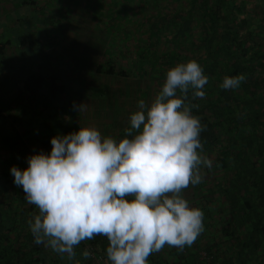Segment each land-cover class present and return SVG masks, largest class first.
Returning a JSON list of instances; mask_svg holds the SVG:
<instances>
[{
    "label": "trees",
    "instance_id": "trees-1",
    "mask_svg": "<svg viewBox=\"0 0 264 264\" xmlns=\"http://www.w3.org/2000/svg\"><path fill=\"white\" fill-rule=\"evenodd\" d=\"M6 3L38 16L14 38L0 32V87L22 73L14 98L0 99V264H93L99 257L110 264L103 235L81 241L71 259L35 244L28 221L38 208L10 173L31 153L48 152L51 136L86 122L75 114L83 97L69 96L64 69L77 76L76 94L88 95L87 86L102 97L94 106L116 101L105 107L114 129L104 133L118 140L137 101L150 103L166 71L188 60L208 76L205 97L193 100L189 90L185 102L195 105L201 154L213 166H201L202 182L182 195L203 211L204 230L182 250L165 245L148 264H264V0H0L9 28L23 17L19 10L7 19ZM238 74L245 77L238 88L220 87ZM85 249L94 257H83Z\"/></svg>",
    "mask_w": 264,
    "mask_h": 264
},
{
    "label": "clouds",
    "instance_id": "clouds-1",
    "mask_svg": "<svg viewBox=\"0 0 264 264\" xmlns=\"http://www.w3.org/2000/svg\"><path fill=\"white\" fill-rule=\"evenodd\" d=\"M244 79L225 76L220 87L236 89ZM207 83L196 60L176 63L150 103L137 101L125 136L79 126L51 136L50 150L28 155L24 168L10 166L14 184L38 208L28 221L33 242L71 259L81 241L103 235L110 264H148L165 245L191 246L204 230V214L182 192L200 184L201 166L213 163L201 154L195 105L185 101L189 90L193 100L203 99Z\"/></svg>",
    "mask_w": 264,
    "mask_h": 264
},
{
    "label": "rangeland",
    "instance_id": "rangeland-1",
    "mask_svg": "<svg viewBox=\"0 0 264 264\" xmlns=\"http://www.w3.org/2000/svg\"><path fill=\"white\" fill-rule=\"evenodd\" d=\"M6 4H7V6H10V10H11L10 14L9 13L5 14L6 18L7 19H11L12 18L13 19L16 16L18 18L19 17L18 16L19 15L18 12L20 10V13L22 14V17H23V21L22 22L21 21L14 22L12 24L14 26L8 28L6 25H3L4 18H1V15H0V24H1L0 26L3 25V27H5V29L3 28L2 31L0 30V32H2L3 36H7V35L9 36L11 34L12 38H14V37L18 36L17 33L19 32V30L24 32V30H25L24 27H26V26H28L30 24L36 25V16H38V15H36L35 11L34 12L31 11L30 14H28V13H26V10L28 9V7L26 5L24 6L23 9H19L18 10L17 8H20V7L16 6L14 8L12 3H6ZM45 15H46V13H45ZM38 25H39V28H37V29H40L42 26H40L39 23L37 24V26ZM41 30H45V28H43ZM51 30H53L52 27H50V29L48 28V32L49 33L47 35L52 37V35H54V34H52ZM54 31L56 33L60 34V29H56ZM42 41L44 42V38H43ZM57 41L59 42V44L60 43L63 44V42H64V41L63 42L60 41L59 38L57 39ZM47 42L50 43L49 38L45 40V43H47ZM12 48H13V46L11 45V47H9L7 51H9V53H11L12 50H13ZM83 49H85V48H83ZM87 49H89V48H87ZM89 50H91V49H89ZM63 55H65V54L63 53ZM63 66H67V65H63ZM14 69H17V68L14 67ZM5 70H7V68ZM64 72H65L64 76H61V78L66 84H68V87L70 88V92L68 91L69 96L72 94V92H74L76 98L77 97H83V98H81V100H79L78 103L79 104H81V103L86 104V109L84 111H78L77 112L76 109L74 110V111H76L75 114L78 113V117H80L81 119L86 121V122L82 123L81 126L94 125L101 132L102 136H107V135H105L104 132H107V134H108L109 132H111V129H114V126H113L112 121H111L112 117H113L112 116L113 114L111 112H109L108 108L110 107V104H111L112 101H113L114 104H115L116 101L115 100H109V102H110V104H109L108 102L106 103V100H103L102 103H104L105 107H108V108L99 107L100 106L99 103H98L99 106L98 105L94 106V104H97L99 99L101 100L102 97L100 98L99 96H96L95 93H93V92L91 93L89 91V89H88L90 87H87V86L85 87L86 89L83 92L88 93V95H84L83 96L82 93H81V95H78V93L76 94L75 90L77 91V89H78L76 87V85H75L77 83V81H76L77 80V76H73V78L71 77V74H72L71 69H64ZM21 74L18 73L17 75H15L13 78L10 79V82H9L10 84H7V90L4 89L3 86L0 87V99L2 101L5 100V99L6 100L7 99H12L17 94L15 92V87H16L15 84H16L17 79H19L18 76H20ZM16 76H17V78H16ZM105 79H106V77L100 76V78L98 80H101L103 82ZM71 80H73V82L76 81V83H72ZM69 84H71V85H69ZM106 95H107V92H106L105 96ZM70 103L73 105L74 103H77V101L72 99V102H70ZM80 114H83V115L79 116ZM120 116H121V114H120ZM0 127H1V125H0Z\"/></svg>",
    "mask_w": 264,
    "mask_h": 264
},
{
    "label": "built area",
    "instance_id": "built-area-1",
    "mask_svg": "<svg viewBox=\"0 0 264 264\" xmlns=\"http://www.w3.org/2000/svg\"><path fill=\"white\" fill-rule=\"evenodd\" d=\"M91 255L94 257L93 253ZM93 264H101V258H95V262Z\"/></svg>",
    "mask_w": 264,
    "mask_h": 264
}]
</instances>
